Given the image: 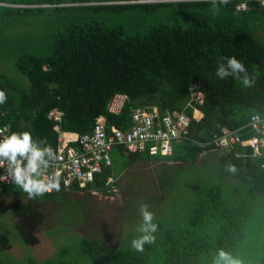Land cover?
Returning a JSON list of instances; mask_svg holds the SVG:
<instances>
[{
	"label": "trees",
	"instance_id": "obj_1",
	"mask_svg": "<svg viewBox=\"0 0 264 264\" xmlns=\"http://www.w3.org/2000/svg\"><path fill=\"white\" fill-rule=\"evenodd\" d=\"M241 1L230 0L214 14L209 0H0L3 14L111 10L125 19L136 18L138 24L150 22L142 30L110 25L103 18L69 24L53 38L49 55L18 58L16 69L27 78L29 88L0 76V91L8 97L0 105V126L8 125L10 134L28 131L34 139H46L56 151L59 132H90L98 116L124 130L130 127L136 108L156 105L161 110L181 111L191 84L198 81L204 94L198 106L202 117L191 119L188 138L175 141L173 154L162 157L194 165L203 150L213 151L199 143L208 142L223 128L237 130L242 139L253 136L246 126L250 116H264V35L257 36L256 27L249 24L254 16L264 14V8L249 0L246 10L237 11ZM223 56H235L245 63L254 80L252 87L243 86V74L241 80L216 77L217 62ZM116 93L126 94L128 100L119 114H112L107 104ZM53 109L61 113L60 121L48 117ZM187 113L191 116V109ZM115 151L125 153L120 148ZM127 155L137 160L143 154ZM219 158L222 173L243 187L244 194L237 192L229 201L221 185L201 190L178 236L164 232L160 260H150L151 245L146 244L140 253L86 237L81 239L83 253L92 264H210L220 249L233 252L254 212L256 196L264 195V150L253 155L251 147L236 144ZM229 164L236 167L234 174L226 170ZM112 176V167L104 168L92 182L71 190L109 196ZM12 186L0 189L6 192ZM22 264L38 263L29 259Z\"/></svg>",
	"mask_w": 264,
	"mask_h": 264
},
{
	"label": "rangeland",
	"instance_id": "obj_2",
	"mask_svg": "<svg viewBox=\"0 0 264 264\" xmlns=\"http://www.w3.org/2000/svg\"><path fill=\"white\" fill-rule=\"evenodd\" d=\"M155 1V0H146ZM1 10V9H0ZM113 11L68 9L58 11H0V76L11 77L18 85L29 88V81L16 69L20 57L51 53L53 38L67 25L103 19L110 25L133 26L144 29L150 22L136 23ZM250 21L256 35H264V14ZM103 18V19H102ZM225 150L204 152L196 164L167 161L160 155H141L130 160L128 153L114 151L112 156V194L96 191H56L35 200L15 185L3 192L0 189V262L22 264L33 259L38 264L47 261L67 264H92L83 253L81 239L96 238L112 247L131 249V241L141 235V204L147 203L154 213L158 230L151 245V259L160 260L166 230L173 237L187 223L199 192L211 185H221L224 198L231 201L236 193L244 194L222 173L220 156ZM254 212L245 224L243 236L233 252L241 264L264 262V195L256 196ZM217 254L214 255L213 261Z\"/></svg>",
	"mask_w": 264,
	"mask_h": 264
},
{
	"label": "built area",
	"instance_id": "obj_3",
	"mask_svg": "<svg viewBox=\"0 0 264 264\" xmlns=\"http://www.w3.org/2000/svg\"><path fill=\"white\" fill-rule=\"evenodd\" d=\"M247 1L249 0L239 2L236 6L237 11L246 10ZM255 1L264 8L259 0ZM201 88L198 81L191 84L190 97L181 111L161 110L156 105L134 109L131 114V125L124 130L114 125L109 126L105 117L98 116L90 132L83 134L59 132L56 153L60 159L48 169L44 179H58L60 188L65 191L71 190L74 185L83 188L104 168L112 167L111 152L115 148H120L128 154L171 156L173 143L188 138L191 119L199 120L202 117L198 108L204 100ZM127 100L126 94H114L107 104V111L119 114ZM187 109H191V116L188 115ZM60 116L61 113L56 109L48 113V117L55 121H60ZM246 126L253 132V136L249 138L242 139L237 130L223 128L220 133H213L208 142L199 143V146H210L212 150H226L240 144L251 147L252 154L258 155L264 150V116L252 114ZM5 135H10L8 125L0 126V139ZM204 152L206 150H203L201 155ZM3 174L4 170L0 169V175ZM110 181L112 177L108 179V182ZM10 184L0 182V188Z\"/></svg>",
	"mask_w": 264,
	"mask_h": 264
},
{
	"label": "clouds",
	"instance_id": "obj_4",
	"mask_svg": "<svg viewBox=\"0 0 264 264\" xmlns=\"http://www.w3.org/2000/svg\"><path fill=\"white\" fill-rule=\"evenodd\" d=\"M188 2V0H182ZM212 6V12L218 14L220 6H227L230 0H209ZM261 6H264V0H259ZM222 61V62H221ZM244 87H252L254 80L249 76L248 69L244 62L235 56H223L217 62L215 75L220 80H226L232 77L241 80ZM8 97L5 91H0V105L6 103ZM60 159L56 151L47 140L34 139L28 131L12 132L10 135L3 136L0 139V169L4 174L0 175V182L11 183L18 187L27 199L35 200L50 194L54 190H60L58 179H44L48 169ZM226 170L235 173L237 171L234 165H227ZM140 214L142 223L137 228L141 235L131 241V247L136 252L142 253L145 245L155 242V233L158 230V224L154 223V213L149 210L147 203L141 204ZM214 264H241V261L234 258L229 252L220 249L214 260Z\"/></svg>",
	"mask_w": 264,
	"mask_h": 264
},
{
	"label": "crops",
	"instance_id": "obj_5",
	"mask_svg": "<svg viewBox=\"0 0 264 264\" xmlns=\"http://www.w3.org/2000/svg\"><path fill=\"white\" fill-rule=\"evenodd\" d=\"M116 149H117V148L113 149L112 152H111V154H112ZM115 179H116V177L112 176V180L114 181ZM69 191L77 192V191H81V190H74V189H72V190H69ZM90 192H92V191H90Z\"/></svg>",
	"mask_w": 264,
	"mask_h": 264
},
{
	"label": "water",
	"instance_id": "obj_6",
	"mask_svg": "<svg viewBox=\"0 0 264 264\" xmlns=\"http://www.w3.org/2000/svg\"><path fill=\"white\" fill-rule=\"evenodd\" d=\"M22 6V5H21Z\"/></svg>",
	"mask_w": 264,
	"mask_h": 264
}]
</instances>
